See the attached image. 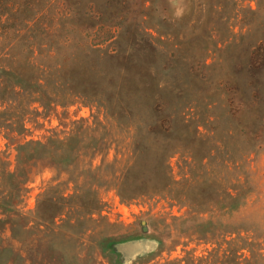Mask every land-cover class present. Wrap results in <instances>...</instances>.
<instances>
[{
    "label": "rangeland",
    "instance_id": "1",
    "mask_svg": "<svg viewBox=\"0 0 264 264\" xmlns=\"http://www.w3.org/2000/svg\"><path fill=\"white\" fill-rule=\"evenodd\" d=\"M78 119L106 124L109 149L39 164L27 208L54 177L91 187L102 209L70 200L81 212L61 229L86 242L44 246L40 264L240 247L239 264H264V0H0V151L14 161L6 136L42 140Z\"/></svg>",
    "mask_w": 264,
    "mask_h": 264
},
{
    "label": "trees",
    "instance_id": "2",
    "mask_svg": "<svg viewBox=\"0 0 264 264\" xmlns=\"http://www.w3.org/2000/svg\"><path fill=\"white\" fill-rule=\"evenodd\" d=\"M42 71L40 81L48 84L50 79L55 80V73L46 69ZM106 127L98 119H78L71 121L67 131L54 129L42 140L25 137L17 140L5 135L10 144H14L16 154L14 161H11L0 151V264H40L36 258L44 246L55 248L60 240L64 243L86 242L68 229H61L60 220H69L70 213L81 212L68 204L70 200L84 195L87 201L83 212L93 215L100 211L102 203L97 191L91 187L85 190L71 179L63 187L65 182L53 177L37 195L35 207L28 209L29 183L40 166L59 171L66 169L74 162L73 153L81 151L80 148L92 154L88 162L91 164L97 148L101 150L102 145H107L101 135ZM2 129H7L4 123H0V131ZM88 137L95 140L93 145L84 142ZM84 146L95 150L88 151ZM72 181L73 186L69 187ZM118 188L124 197L122 185ZM240 250L241 247L231 249V252L213 249L207 256L187 254L155 264H239Z\"/></svg>",
    "mask_w": 264,
    "mask_h": 264
},
{
    "label": "clouds",
    "instance_id": "3",
    "mask_svg": "<svg viewBox=\"0 0 264 264\" xmlns=\"http://www.w3.org/2000/svg\"><path fill=\"white\" fill-rule=\"evenodd\" d=\"M175 15L177 17H181L183 15V9L182 8H178L175 12Z\"/></svg>",
    "mask_w": 264,
    "mask_h": 264
}]
</instances>
